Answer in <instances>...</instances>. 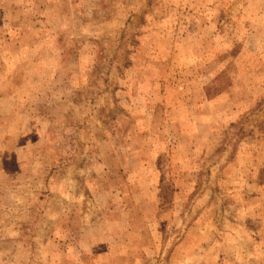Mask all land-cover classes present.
<instances>
[{"label":"rangeland","instance_id":"1","mask_svg":"<svg viewBox=\"0 0 264 264\" xmlns=\"http://www.w3.org/2000/svg\"><path fill=\"white\" fill-rule=\"evenodd\" d=\"M0 264H264V0H0Z\"/></svg>","mask_w":264,"mask_h":264}]
</instances>
